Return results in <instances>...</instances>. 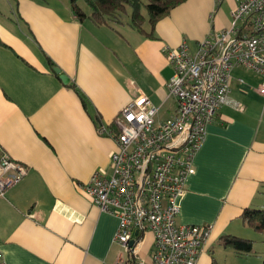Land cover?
I'll return each mask as SVG.
<instances>
[{
    "label": "crops",
    "instance_id": "1",
    "mask_svg": "<svg viewBox=\"0 0 264 264\" xmlns=\"http://www.w3.org/2000/svg\"><path fill=\"white\" fill-rule=\"evenodd\" d=\"M238 0H187L145 33L123 62L129 43L116 25H97L88 8L78 19L70 0L0 2V158L26 175L0 196V264H113L116 217L101 212L77 188L94 171L108 170L119 111L140 93L159 107L158 119L175 110L167 95L173 68L165 47L185 43L193 53L208 34L226 29ZM87 10V11H86ZM115 25V26H114ZM117 40V41H116ZM125 45V46H126ZM127 49V51H126ZM50 64H52L50 66ZM57 67L69 78L63 84ZM229 97L195 155L176 222L204 225L210 233L196 264H262L256 252L239 256L225 236H248L245 209H264V96L261 77L236 67ZM242 80V82H239ZM74 85L87 99L84 109ZM252 230V229H251ZM152 235L141 255L148 259Z\"/></svg>",
    "mask_w": 264,
    "mask_h": 264
},
{
    "label": "built area",
    "instance_id": "2",
    "mask_svg": "<svg viewBox=\"0 0 264 264\" xmlns=\"http://www.w3.org/2000/svg\"><path fill=\"white\" fill-rule=\"evenodd\" d=\"M164 52L173 68L166 87L175 110L158 119L160 108L145 95L132 99L114 117L115 130L98 129L115 142L108 170H96L77 185L101 212L118 220L113 242L122 251L113 264H196L210 227L177 224L180 201L218 109H240L229 97L233 69L260 76L257 91L264 96V0H238L229 26L208 34L193 53L185 43ZM25 175V168L4 154L0 196ZM146 233L152 235L148 259L141 255Z\"/></svg>",
    "mask_w": 264,
    "mask_h": 264
},
{
    "label": "trees",
    "instance_id": "3",
    "mask_svg": "<svg viewBox=\"0 0 264 264\" xmlns=\"http://www.w3.org/2000/svg\"><path fill=\"white\" fill-rule=\"evenodd\" d=\"M80 1L88 8L90 18L97 25L122 24L127 15V8H129L130 25L140 33H145L144 25L146 23L152 30L159 20L168 16L171 10L187 0H70L71 9L78 19L86 16ZM143 10H145L146 16L143 15ZM70 87L75 90L84 109L87 110L88 102L85 96L74 85ZM242 218L252 230L264 232V209H245ZM223 243L239 256L249 255L253 250L251 240L236 236L223 237Z\"/></svg>",
    "mask_w": 264,
    "mask_h": 264
},
{
    "label": "rangeland",
    "instance_id": "4",
    "mask_svg": "<svg viewBox=\"0 0 264 264\" xmlns=\"http://www.w3.org/2000/svg\"><path fill=\"white\" fill-rule=\"evenodd\" d=\"M2 0H0L1 2ZM80 5L82 7H84L82 1H80ZM86 9V7H84ZM87 11V10H86ZM129 14H130V9L127 8V15L124 17V23L123 25H114L115 28L118 29V31L120 32L121 36L123 37V41L122 43H124V47L127 48L126 43L128 42L129 48H128V56L123 57V62L127 64V66L129 67V65H132L133 60L137 62L138 65L141 64V61L139 59L138 56L136 57H132L133 52V48L136 46V44H138L139 41H141L142 37L140 35L135 34V36L133 35V30L129 25ZM143 15L146 16L145 10H143ZM145 29L148 30V26L145 25ZM117 41V40H116ZM126 45V46H125ZM127 51V49H126ZM112 129L115 130V126L114 124H112ZM264 208V207H263ZM249 234H251V236L254 237H248V236H236V237H240L243 239H248L251 240L253 242V255L254 252H256L259 256H264V232H257L254 230H249L248 232ZM264 259L261 260V263H263Z\"/></svg>",
    "mask_w": 264,
    "mask_h": 264
},
{
    "label": "water",
    "instance_id": "5",
    "mask_svg": "<svg viewBox=\"0 0 264 264\" xmlns=\"http://www.w3.org/2000/svg\"><path fill=\"white\" fill-rule=\"evenodd\" d=\"M53 72L58 75L63 84H67L69 82V78L64 74H61L57 67H53Z\"/></svg>",
    "mask_w": 264,
    "mask_h": 264
}]
</instances>
